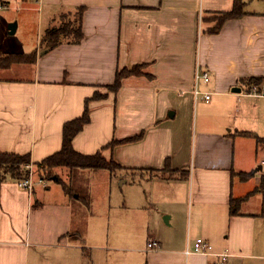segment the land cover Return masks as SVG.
<instances>
[{"label": "crops", "instance_id": "0c3cea01", "mask_svg": "<svg viewBox=\"0 0 264 264\" xmlns=\"http://www.w3.org/2000/svg\"><path fill=\"white\" fill-rule=\"evenodd\" d=\"M233 1L0 0V41L12 24L15 32L37 31L28 53L4 52L0 42L1 55L35 57L0 70V153L28 154L35 168L61 150L64 124L87 110L72 149L100 152L135 172V184L169 198L161 215L166 224L157 222V229L141 215L149 214L145 204L137 203L135 249L112 254L103 247V231L88 230L90 191L85 203L77 189L71 195L46 190L33 174L32 191L6 178L0 183V264H220L222 254L224 264H264L262 196L256 190L264 174V144L257 142L264 139V84L253 90L241 82L264 79V0H240L244 14L209 34L213 22L205 18L230 11ZM81 8V39L46 48L42 37L55 16ZM133 66L141 75L111 90L116 72ZM197 67L207 82L196 79ZM166 163L179 176L162 177ZM79 170L78 181L105 176V184L127 182L106 170ZM231 200H241L234 214ZM197 239L212 252L185 257ZM120 242L132 241L125 236ZM150 242L158 247L149 249Z\"/></svg>", "mask_w": 264, "mask_h": 264}, {"label": "rangeland", "instance_id": "374dc122", "mask_svg": "<svg viewBox=\"0 0 264 264\" xmlns=\"http://www.w3.org/2000/svg\"><path fill=\"white\" fill-rule=\"evenodd\" d=\"M61 26H68L70 31L76 30L78 26V13H62L55 16L51 24V28H59ZM36 34L37 31H22L21 27L19 28V31H16L14 35L11 36L8 35V31H3L0 42L4 44L5 49H2V51L28 53L35 47V45L33 44H36ZM1 47L3 46L1 45ZM11 72H13V70H11ZM0 76H3V73ZM12 76H14V74H12ZM262 84H264V82ZM260 86L252 87L259 89L258 87ZM251 105L252 103L248 104V107H251ZM261 108L264 111V101L261 102ZM255 111L260 112V110ZM249 115H251V113L247 111L246 116ZM247 126L249 125H246V127ZM260 136L264 137V124L261 125L260 128ZM100 155L106 163H109L110 160L104 158L101 153ZM32 169L33 181H37L40 178L39 180H42V184L43 182L44 184L46 183V190L57 187L59 191H61L62 189L64 191H69V189H74L76 191V188L79 189L81 183L84 182V184H86L85 186H80L84 189H80L79 196L83 197L81 193H85L87 195L89 191L92 194V207L90 206V208L94 216L90 215L88 230L92 227L94 229H101V231H103L102 235L106 239L105 243H103V247L110 251V253L112 254L123 249H135V205L137 203L140 204L143 202L145 204L144 207L149 211V214H147V210H144L147 215H141L146 216L145 220L149 221L150 226L152 225V227L156 228V224L157 222H159V227L162 228V226L166 224L164 217L161 215L164 206L168 207L169 198L167 196L155 197L153 196L152 191L147 189V185L143 183H141L140 185L135 184V172H128L119 169H112L110 171L106 170L111 175L127 180L125 184H120L117 179H111L109 183L105 184V176L104 179L103 176H88L89 179H87L86 177L75 184V174L73 172L75 171L78 174L77 170L70 171L65 167L53 168L51 171H49L51 176L46 177L42 175L43 172L38 173L36 168ZM160 175L165 178L179 176L174 171H171L170 168H164ZM36 177H38V179ZM38 189L43 191L44 188L41 187ZM143 190L147 191L144 195V198L142 200H139V194H141ZM165 192H170V190H166ZM184 196L185 193L182 194V205L186 204ZM178 213L179 220L182 222V224H184L186 218L185 211H183L182 208V212ZM92 223H94V226ZM143 226H145L146 228V225ZM125 236H129V239L132 242H130L129 244L120 242V240Z\"/></svg>", "mask_w": 264, "mask_h": 264}, {"label": "trees", "instance_id": "16d2710c", "mask_svg": "<svg viewBox=\"0 0 264 264\" xmlns=\"http://www.w3.org/2000/svg\"><path fill=\"white\" fill-rule=\"evenodd\" d=\"M244 3L240 0L233 1V7L230 11L219 13L214 17L205 18V21H212L213 26L208 29L209 34L217 33L223 23L229 19L239 18L244 14L243 12ZM83 8L78 11V26L76 30L70 31L68 26H61L59 28H49L45 31L42 37V43L48 49H53L55 46L59 44V42L64 39L71 37L75 42H78L82 37L81 32V16H82ZM35 57L32 54H21V53H10L6 55L0 54V70L8 69L10 66L15 64H29L33 63ZM141 75V68L138 66H133L129 69H123L121 71H117L115 74L114 82L109 88L113 91H117L121 85L122 79L129 76H139ZM241 82H245L248 86H260L263 82V78H248L241 79ZM89 116L87 110L84 111L83 115L80 118H77L73 121L64 124L63 127V142L61 150L40 163L34 164V167L38 171V173L43 172L42 175L49 177L51 176L49 171L53 168L65 167L70 171L79 170V169H91V170H107L110 171L112 169H119L123 171H128L127 169L121 167L114 160H110L109 163H106L104 159L101 157L100 152H97L93 155H82L75 152L71 147V140L75 134H77L82 127L88 122ZM135 137L124 139L121 141H113L108 144V146H114L119 143H126L134 141ZM258 143L264 144V139H257ZM31 165L30 157L28 154L19 155L14 153H0V183L4 181L6 178H11L14 180H18L21 178L28 177L29 170L25 167ZM169 164L166 163L164 168H169ZM131 170V169H129ZM72 173V172H71ZM76 177L75 171L73 172ZM78 179H74V183H78ZM82 186V185H80ZM79 186V193L77 194V198L81 199L85 203L88 200V197L85 193H81L83 197H80V189H84ZM84 186V185H83ZM65 188V187H64ZM257 191L260 192L262 196L261 203V212L260 215L264 218V174L260 176ZM67 194L71 195V190H65ZM241 200H231V214L235 213V208L238 207Z\"/></svg>", "mask_w": 264, "mask_h": 264}, {"label": "built area", "instance_id": "2783aa9c", "mask_svg": "<svg viewBox=\"0 0 264 264\" xmlns=\"http://www.w3.org/2000/svg\"><path fill=\"white\" fill-rule=\"evenodd\" d=\"M198 78L203 79V81L207 82L209 77H208V74L206 72H201L200 68L197 67L196 68V79H198ZM255 87H253V90L256 89ZM194 95L196 98L199 95V92L195 91ZM202 99L205 102H208L210 99L209 94L203 93ZM262 166H264V161H262ZM25 168L27 170H29L28 177H26V178L24 177L20 180H17V186L21 189H26L28 191H32V189H33V183H32V179H31V177H32V165H28ZM147 247L149 249H155L158 247V244L156 242H150V243H148ZM211 252H212V246L210 244L205 242L203 239H197L194 242L192 249H190V250L186 249L184 251V255H185V257H188V256L193 255V254L207 255V254H210ZM220 258L222 260V263H220V264H224L223 261H225L226 254L220 255Z\"/></svg>", "mask_w": 264, "mask_h": 264}, {"label": "water", "instance_id": "95a60500", "mask_svg": "<svg viewBox=\"0 0 264 264\" xmlns=\"http://www.w3.org/2000/svg\"><path fill=\"white\" fill-rule=\"evenodd\" d=\"M15 33V25H9L8 26V34L9 35H13ZM233 92L239 93L240 90L239 89H233Z\"/></svg>", "mask_w": 264, "mask_h": 264}]
</instances>
